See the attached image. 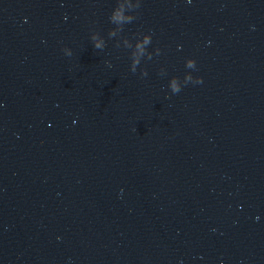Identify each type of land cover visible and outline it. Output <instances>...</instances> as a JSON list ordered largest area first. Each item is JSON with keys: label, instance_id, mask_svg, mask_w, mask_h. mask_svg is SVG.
Segmentation results:
<instances>
[{"label": "water", "instance_id": "obj_1", "mask_svg": "<svg viewBox=\"0 0 264 264\" xmlns=\"http://www.w3.org/2000/svg\"><path fill=\"white\" fill-rule=\"evenodd\" d=\"M0 264H264V0H0Z\"/></svg>", "mask_w": 264, "mask_h": 264}]
</instances>
